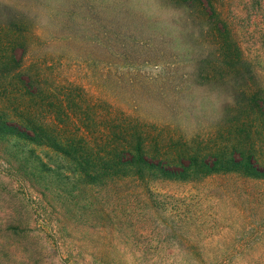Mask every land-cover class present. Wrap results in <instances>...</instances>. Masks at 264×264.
Segmentation results:
<instances>
[{
  "label": "rangeland",
  "instance_id": "1",
  "mask_svg": "<svg viewBox=\"0 0 264 264\" xmlns=\"http://www.w3.org/2000/svg\"><path fill=\"white\" fill-rule=\"evenodd\" d=\"M193 20L161 0H0L6 113L38 72L44 84L71 89L73 100L86 94L156 126L174 138L169 149L194 151L205 164L169 170L178 180L150 189L132 187L116 207L100 206L96 223L66 211L51 221L23 181L16 141H0V264H264V179L212 172L221 167L216 148L240 158L230 144L242 81L223 69L208 28ZM92 111L80 114L92 119ZM256 140L264 157V131ZM248 163L264 174V161Z\"/></svg>",
  "mask_w": 264,
  "mask_h": 264
},
{
  "label": "trees",
  "instance_id": "2",
  "mask_svg": "<svg viewBox=\"0 0 264 264\" xmlns=\"http://www.w3.org/2000/svg\"><path fill=\"white\" fill-rule=\"evenodd\" d=\"M161 3L189 9L193 21L208 28L219 64L242 81L244 102L241 116L232 127L235 139L230 144L240 158L227 157L223 149L216 148L215 163L221 167L213 168V174L264 179V174L248 163L264 161L257 153L256 140L264 131V0ZM23 67L16 74L25 73ZM30 78L28 85L22 84L18 90L21 100L9 104L8 113L0 108V141H16L18 164L29 175L23 181L45 205L40 204V209H51L46 212L51 221L66 211L89 218V224L96 223L102 215L100 206L110 207L122 200L118 196L132 187L149 188L157 180H178L169 170L179 168L184 174L205 166L202 156L194 151L181 154L169 149L167 144L174 138L167 141L156 126L102 101L93 104L86 94L73 100L71 89L44 84L45 78L38 72ZM90 109L92 119L83 116ZM54 202H62V206L56 207ZM106 213L109 216L108 210Z\"/></svg>",
  "mask_w": 264,
  "mask_h": 264
}]
</instances>
